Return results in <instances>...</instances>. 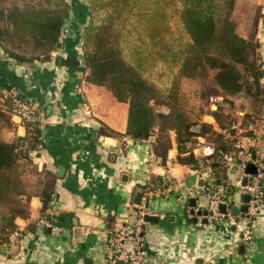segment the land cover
Listing matches in <instances>:
<instances>
[{
    "label": "crops",
    "instance_id": "crops-1",
    "mask_svg": "<svg viewBox=\"0 0 264 264\" xmlns=\"http://www.w3.org/2000/svg\"><path fill=\"white\" fill-rule=\"evenodd\" d=\"M255 2L264 15V0ZM261 15L254 36L264 61ZM72 32L68 35L75 34L74 28ZM80 49L78 42L69 50L66 46L57 49L49 60L24 63L0 52V75L46 110L38 147L29 156L38 169L56 176L49 206L42 210L39 196L32 194L29 216L16 218L20 232L14 244H0V264H106L108 230L133 219L136 191H142L153 178L161 180L163 174L182 182L185 189L196 190L197 197L180 201L178 188L149 197L150 215L158 219L147 220L144 226L145 260L127 264H264V205L254 221L249 246L239 239L241 211L220 221H204V225L188 218L186 208L192 206L191 199L193 206L205 210L206 184L226 185V192H232L228 184L231 170L207 164L198 169L179 161L173 131L164 158L156 154L153 137L134 139L125 134L127 103L117 100L106 86L85 80L87 70ZM71 50L77 53V63H59L58 57L65 60ZM261 83L264 87V76ZM202 119L216 126L209 107ZM11 120L13 127L4 130L5 139L25 133L22 123ZM101 123L121 133H101ZM256 132L264 138V125L257 126ZM45 219L58 228L47 226ZM75 222L83 227L81 238L74 232Z\"/></svg>",
    "mask_w": 264,
    "mask_h": 264
},
{
    "label": "trees",
    "instance_id": "trees-1",
    "mask_svg": "<svg viewBox=\"0 0 264 264\" xmlns=\"http://www.w3.org/2000/svg\"><path fill=\"white\" fill-rule=\"evenodd\" d=\"M86 3L81 5L79 0L1 2L0 52L18 63L45 61L62 46L69 50L80 42V56L87 70L85 80L106 86L117 100L127 103L125 134L134 139L153 136L156 154L164 158L173 131L177 159L194 167H198L199 157L186 152L185 142L205 134L216 147L227 148L231 139L221 130L238 121L240 126L261 124L264 106L251 111L233 98L239 92L250 96L264 93L260 42L237 32L231 18L235 0H86ZM79 5L89 9L86 24V12ZM170 6L186 35L185 40L177 43L174 38L170 40L173 32L166 11ZM95 10L102 12L99 21L94 16ZM261 16L264 23V15ZM68 23L75 30L73 36L63 34ZM79 23L85 24L82 33L77 27ZM76 54L71 50L65 59L78 60ZM160 60L168 64V69L176 66L175 75L165 86L146 75L148 68ZM209 70H214L211 76ZM183 77L211 83V88L201 91L199 97L217 93L227 102L226 106L218 105L212 110L218 129L202 119V106L194 109L185 102L179 90ZM9 86L11 83L0 75V204L4 207L0 216V244L17 228L16 218L29 216L32 194L39 196L42 210L49 206L55 194L56 178L44 169L45 177L38 181L35 191L27 192L21 186L18 165L24 158L31 161L29 152L38 147L41 129L39 120L26 121L23 135L10 139L1 135L3 126L13 127L9 99H1L2 88ZM18 95L23 97L21 93ZM158 105L165 109H159ZM99 131L109 135L121 133L103 123ZM203 163L213 169L222 168L215 160ZM158 179H152L154 186L160 183Z\"/></svg>",
    "mask_w": 264,
    "mask_h": 264
},
{
    "label": "built area",
    "instance_id": "built-area-1",
    "mask_svg": "<svg viewBox=\"0 0 264 264\" xmlns=\"http://www.w3.org/2000/svg\"><path fill=\"white\" fill-rule=\"evenodd\" d=\"M262 67L264 68V63ZM18 94V90L13 85L4 87L1 90V99H9L11 117L16 118L23 125L26 121L39 120L41 122L46 114L45 108L40 102L24 96L20 97ZM208 103L209 108L212 110L217 108L218 105H227V102L217 93L208 96ZM242 113L243 111L240 110L239 114ZM262 120L264 122V117ZM260 125L264 124L261 123ZM215 128L218 129L217 124ZM248 129H252L253 133H248ZM221 131L225 137L231 139V145L227 148L216 147L215 143L208 140L205 134H198L193 141L185 142V148L186 152H192L193 155L199 157L198 169L204 167V160H215L226 170L235 169L236 177H229L228 183L232 189L234 186L237 187L235 198L232 197V194L226 192V185L219 183L206 184L208 203L205 210H211V213L204 214L201 212L196 214L197 207L189 206L186 208V215L188 218L195 217L194 221L197 225H204L209 220L220 221L231 217L230 209L232 206L239 207L241 204L246 203L247 210L245 212L241 211L243 214H240L243 223L241 224L239 239L244 245L249 246L254 238V221L258 218L261 206L264 205V138L256 132V127L252 123L247 126L233 123ZM248 163L255 165L254 172H246L245 168ZM244 176L248 178L246 183L242 182ZM175 188L179 189L176 197L180 201H184L188 197H194L195 199L197 197L196 190L185 189L182 182L169 174H163L160 183L156 186L152 181L146 183L141 191L140 201L132 207L131 215L133 219L128 220L118 228H111L107 232L105 239L106 264H127L132 261L143 263L145 260L143 232L147 222L144 216L153 214L147 200L155 193L167 194ZM245 194L249 197L247 201H243V195ZM220 203L225 205V212L219 210ZM204 217L207 218L206 222L203 221ZM43 222L50 228H58L51 220L45 219ZM19 232L17 226L8 235L7 243L14 244Z\"/></svg>",
    "mask_w": 264,
    "mask_h": 264
},
{
    "label": "rangeland",
    "instance_id": "rangeland-1",
    "mask_svg": "<svg viewBox=\"0 0 264 264\" xmlns=\"http://www.w3.org/2000/svg\"><path fill=\"white\" fill-rule=\"evenodd\" d=\"M1 2L6 3L8 2V0H0V3ZM79 2H81V5H87L86 0H79ZM80 9L81 10L83 9L86 12V22H85L86 24L90 17L89 9L86 10L85 7L82 8L81 6ZM166 11L169 15L168 23L170 25V28H172V32H173V34L170 35V40H173L174 38V42L176 43L179 42L180 40L183 41L182 39L185 40L186 35L182 31V24L179 21L178 15L173 10L172 6H170ZM260 11H261V7L260 5L256 4L255 0H235L234 7L231 11V18L235 22L237 32L241 35H246V37L253 36L255 38L254 32L256 30L258 18L261 15ZM101 14L102 12L100 10L94 11V16L97 21H99L98 18L101 17ZM85 24L79 23L77 25L81 33H82V28L84 27ZM72 29L73 28L71 23L66 24L65 30H63V34L66 33L65 35H68L69 33H73ZM175 68L176 66L172 67V69L171 68L168 69V64L160 60L155 65L148 68L147 70L148 72L146 73V75L150 77V79L162 83V86H165L170 82L171 78L175 75L174 72ZM213 71L214 70L208 71L209 76L213 74ZM179 85H180L179 86L180 93L185 99V102L189 106L190 105L193 106L194 109H196L199 106H202L203 111L208 110L209 107L208 96L201 98L199 97V93L203 90H209L211 88L210 82L200 78L183 77L182 79H180ZM261 86L263 87L262 83ZM233 98L235 99L238 105H241V107H243L244 109H250L251 111L260 109L264 106V93L263 95L250 96L244 94L243 92H239L235 94ZM158 108L163 110L165 109V107L162 105H158ZM253 113L257 117L256 113L255 112ZM205 118L207 120H211V117L209 116H206ZM237 123L239 124L240 122L238 121ZM260 123L264 124L263 120H261ZM8 127L10 126L2 127L1 129L2 136H4V130H7ZM207 139L210 140L209 138ZM18 168L21 173V180H22L21 186L27 192L35 191L38 185V181L45 177V174L43 172L44 169L41 170L38 169V167L34 163H32V161L27 160L25 158L20 160ZM229 174H231L230 177H236L235 169H231V171H229ZM236 192H237V187L234 186L232 193H230L232 194L233 198H235ZM3 212H4V207L0 204V216L2 215ZM232 216L233 215L231 214V217ZM134 262L140 263L139 261H134Z\"/></svg>",
    "mask_w": 264,
    "mask_h": 264
},
{
    "label": "water",
    "instance_id": "water-1",
    "mask_svg": "<svg viewBox=\"0 0 264 264\" xmlns=\"http://www.w3.org/2000/svg\"><path fill=\"white\" fill-rule=\"evenodd\" d=\"M63 61L65 63H67V64H76L77 63V60L72 59V58L63 60L61 57H58V62L59 63H61ZM150 138H152V136H150ZM245 170H246V172H249V173L254 172L255 171V165L253 163H248L246 165ZM247 179H248L247 176H244L242 182L246 183ZM140 195H141V191L137 190L136 193H135V202H139L140 201ZM248 198L249 197H248L247 194L243 195V201H247ZM190 203L193 206L194 199H191ZM219 210L223 211V212L226 211L225 205L223 203L219 204ZM246 210H247V205H246V203H243L239 207L232 206L231 209H230V213L232 215H237L239 211L245 212ZM201 212L204 213V214H207V213L210 214L211 210H202L200 208L196 209V214H200ZM240 214L242 215L243 213H240ZM144 218H145V220H148V221H157V219H158L157 215H150V214L145 215ZM193 220H195V217L193 218ZM203 221H207V218L204 217ZM74 225H75L74 232L77 234V238H81L82 237V232H83V227L77 225L76 222H75Z\"/></svg>",
    "mask_w": 264,
    "mask_h": 264
}]
</instances>
